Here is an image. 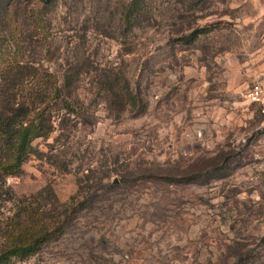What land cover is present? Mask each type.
<instances>
[{
    "label": "rangeland",
    "instance_id": "1",
    "mask_svg": "<svg viewBox=\"0 0 264 264\" xmlns=\"http://www.w3.org/2000/svg\"><path fill=\"white\" fill-rule=\"evenodd\" d=\"M132 1L56 0L43 28L38 0H14L10 32L0 0V35L23 47L0 118L36 71L74 109L51 102L52 133L0 185L8 198L52 189L50 216H69L8 264H242L239 251L264 264V113L244 97L264 82V0H139L123 22Z\"/></svg>",
    "mask_w": 264,
    "mask_h": 264
},
{
    "label": "trees",
    "instance_id": "2",
    "mask_svg": "<svg viewBox=\"0 0 264 264\" xmlns=\"http://www.w3.org/2000/svg\"><path fill=\"white\" fill-rule=\"evenodd\" d=\"M54 1L56 0H38L37 9L31 14L36 27H48L46 9ZM13 4L14 0H10V8L9 5L6 6L4 14V25L9 26L8 12L10 10V32H13L14 23L11 17ZM139 4V0H133L128 5V9L122 16L123 22L131 20L130 13L135 12ZM22 48L19 41L15 40L13 33H10V39L1 33L0 79L3 84L8 83L13 86L20 80L18 69L21 67ZM28 83L32 86L26 90V95H22L24 101L11 107L10 113L0 118V185L3 184L5 177L18 176L22 172L24 163L36 152L33 142L52 133L54 126L51 102L57 103L59 99L64 100L67 112L74 110L71 102L62 97L65 85L63 87L59 83L56 74L51 72L42 74L36 71ZM29 84H27L28 87ZM36 101L46 102L45 107L32 108ZM1 191L0 238L3 239V245L0 249V264L29 260L57 238L58 232L63 229L69 216L65 214L62 219L50 216L51 212L46 208L43 200H47V196L53 193L52 189L41 190L37 194L23 197H16L12 193L10 198L4 196ZM8 202L13 204L10 213L5 211ZM237 254L238 262L242 264L254 262L251 261V254L247 251H239Z\"/></svg>",
    "mask_w": 264,
    "mask_h": 264
},
{
    "label": "built area",
    "instance_id": "3",
    "mask_svg": "<svg viewBox=\"0 0 264 264\" xmlns=\"http://www.w3.org/2000/svg\"><path fill=\"white\" fill-rule=\"evenodd\" d=\"M244 97L251 103L256 104L264 113V82L258 81L245 87Z\"/></svg>",
    "mask_w": 264,
    "mask_h": 264
}]
</instances>
